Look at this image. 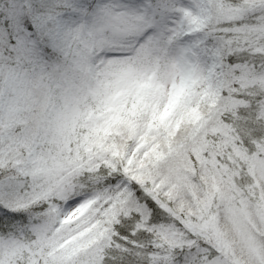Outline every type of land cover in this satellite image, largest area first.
Masks as SVG:
<instances>
[{"label":"snow or ice","instance_id":"snow-or-ice-1","mask_svg":"<svg viewBox=\"0 0 264 264\" xmlns=\"http://www.w3.org/2000/svg\"><path fill=\"white\" fill-rule=\"evenodd\" d=\"M0 264H264V0H0Z\"/></svg>","mask_w":264,"mask_h":264}]
</instances>
